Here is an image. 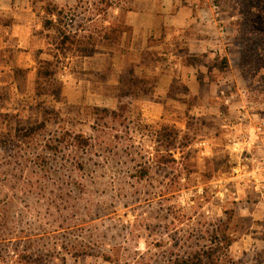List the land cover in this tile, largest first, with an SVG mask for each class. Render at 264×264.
Wrapping results in <instances>:
<instances>
[{"label":"rangeland","instance_id":"rangeland-1","mask_svg":"<svg viewBox=\"0 0 264 264\" xmlns=\"http://www.w3.org/2000/svg\"><path fill=\"white\" fill-rule=\"evenodd\" d=\"M41 2L56 12L43 13L53 25L38 59L61 91L36 96L35 73L9 77L10 65L38 68L35 56H0V133L12 132L0 142V264H165L226 226L230 259L264 263V0ZM130 9L158 22L164 65L194 67L198 88L179 77L160 95H122L133 67L113 56ZM115 27L116 46L92 58L57 47L59 31L99 41Z\"/></svg>","mask_w":264,"mask_h":264},{"label":"crops","instance_id":"crops-1","mask_svg":"<svg viewBox=\"0 0 264 264\" xmlns=\"http://www.w3.org/2000/svg\"><path fill=\"white\" fill-rule=\"evenodd\" d=\"M42 4L41 0H0V56L9 48H14L20 54L19 62L23 61L24 55L35 56L36 61L32 64H38V54L40 50L49 47L44 41L48 42V35L51 33V29L46 27L47 21L42 18L44 11L49 16L48 6L40 7ZM52 19L49 21H53ZM157 20L158 18L154 19ZM151 21L145 13H127L126 25L131 27V35L123 39L121 51L113 56L114 63L118 67L122 66L120 71L126 66H132L137 77L154 84L153 88L158 95L170 90L179 77L189 89L198 88L200 80L194 67L184 65L176 71L178 65H164V54L161 52L162 45L157 33L158 22L153 24ZM18 67L29 71L28 79L31 74L36 73V68L31 66Z\"/></svg>","mask_w":264,"mask_h":264},{"label":"trees","instance_id":"trees-1","mask_svg":"<svg viewBox=\"0 0 264 264\" xmlns=\"http://www.w3.org/2000/svg\"><path fill=\"white\" fill-rule=\"evenodd\" d=\"M120 3H122V0H117V4L115 5L117 6ZM112 5H113V2L111 4L106 5V7L112 8ZM133 11H136V10L134 9L129 10V12H133ZM47 12H48V15H52L56 11L50 5H48ZM60 16H61L60 13H58L57 17L59 18ZM253 17L254 16L251 15V18H250V24L252 26V29L255 23L258 24L256 17L255 18ZM52 25H53V21L47 20L46 27L50 28ZM117 33H118V28L115 27L114 30H111V35H113L114 37H110V34L105 31V34L101 40L94 41L92 36L87 38L89 40H86L85 37L81 38L79 36H75L71 34V32H68L66 30L59 31V34H58L59 43L57 47H59L58 49L61 50L64 58L67 57L66 52L71 51L73 49L72 47L74 46L77 47V51L81 55L82 58H92L95 54H97L98 47L110 48V47L116 46L118 42L117 41L118 37H115V36L117 35ZM262 38H264V30H261L259 28L258 39L261 40ZM243 56H244V59L246 60V54L243 53ZM223 63L226 64V62H223ZM52 66H53V62L51 61H48V60L38 61V68H36V73H35V85H36L35 94L36 96L50 95V94L52 95L54 93L57 95H60V91H61L60 86L59 87L54 86L50 90V87L48 85L50 83V80L54 76V73L51 72ZM263 71L262 73H264ZM28 74H29L28 70L21 69L16 65H10V72L8 75L12 79L13 82L15 83H18L19 81L26 82V80L28 79ZM128 75H129V79H127L126 82L123 80L121 81L122 83H125L126 85H128L127 86L128 91L122 93V95L125 93L124 97L131 95V93L137 89H141V88L144 89L145 86H148V85H149L148 87H150L151 89L153 88V85H154L153 83L137 77L134 74V70L132 68L129 70ZM94 112L99 113V114H102V113L110 114L109 111H106V110L102 111L99 109H94ZM9 117L10 116L8 114L0 113V125H2L3 123L7 121L10 122V119H8ZM213 120L215 121V118H213ZM26 129L24 128L27 134H31L33 132V128H26ZM166 129L167 128H164L162 130H166ZM175 134H178V133L175 132ZM11 135H12V132L10 130H8L7 133H0V142L5 138L12 137ZM175 137H177V135H175ZM90 141L91 140L89 138H84L81 142V147H84V148L88 147L90 145ZM157 152H158V155H162L160 156V159L158 160L160 164H164L168 162L167 157L163 154L162 151L157 150ZM165 152H168V151L165 150ZM174 161L175 160H173L172 162ZM144 172H145V169L140 170V173L144 174ZM226 230L228 232L227 226H226ZM227 232L225 230L222 231L220 228H216V230L213 231V234L211 233L210 238L208 237L205 238L206 241H210V244L207 243L198 249L190 248L188 252H182L180 254H176L174 257L170 256L166 260L165 264H210L214 261V258H217L218 262L220 261L223 264H236L227 255L229 248L235 243V239ZM214 240L216 241L215 248L213 246L215 243Z\"/></svg>","mask_w":264,"mask_h":264}]
</instances>
